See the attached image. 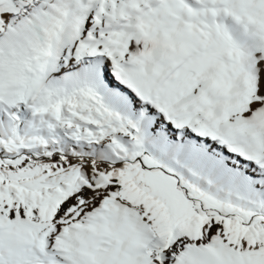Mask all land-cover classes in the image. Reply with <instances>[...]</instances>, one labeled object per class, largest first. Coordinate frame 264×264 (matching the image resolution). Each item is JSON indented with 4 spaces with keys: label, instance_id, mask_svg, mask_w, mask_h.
Segmentation results:
<instances>
[{
    "label": "snow or ice",
    "instance_id": "1",
    "mask_svg": "<svg viewBox=\"0 0 264 264\" xmlns=\"http://www.w3.org/2000/svg\"><path fill=\"white\" fill-rule=\"evenodd\" d=\"M0 264H264V0H0Z\"/></svg>",
    "mask_w": 264,
    "mask_h": 264
}]
</instances>
